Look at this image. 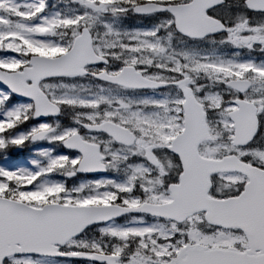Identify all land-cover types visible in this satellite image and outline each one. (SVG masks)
<instances>
[{"label":"snow or ice","instance_id":"6c2138e0","mask_svg":"<svg viewBox=\"0 0 264 264\" xmlns=\"http://www.w3.org/2000/svg\"><path fill=\"white\" fill-rule=\"evenodd\" d=\"M0 264H264V0H0Z\"/></svg>","mask_w":264,"mask_h":264}]
</instances>
